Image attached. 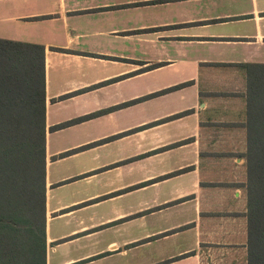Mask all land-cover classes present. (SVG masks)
<instances>
[{
	"label": "crops",
	"instance_id": "obj_1",
	"mask_svg": "<svg viewBox=\"0 0 264 264\" xmlns=\"http://www.w3.org/2000/svg\"><path fill=\"white\" fill-rule=\"evenodd\" d=\"M0 40L45 47L46 264H250L264 0H0Z\"/></svg>",
	"mask_w": 264,
	"mask_h": 264
},
{
	"label": "trees",
	"instance_id": "obj_2",
	"mask_svg": "<svg viewBox=\"0 0 264 264\" xmlns=\"http://www.w3.org/2000/svg\"><path fill=\"white\" fill-rule=\"evenodd\" d=\"M241 66L249 82V263L264 264V65ZM45 99V47L0 40V264H46Z\"/></svg>",
	"mask_w": 264,
	"mask_h": 264
},
{
	"label": "rangeland",
	"instance_id": "obj_3",
	"mask_svg": "<svg viewBox=\"0 0 264 264\" xmlns=\"http://www.w3.org/2000/svg\"><path fill=\"white\" fill-rule=\"evenodd\" d=\"M163 75H166V73H164Z\"/></svg>",
	"mask_w": 264,
	"mask_h": 264
}]
</instances>
